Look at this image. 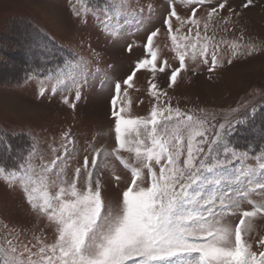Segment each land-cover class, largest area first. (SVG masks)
Masks as SVG:
<instances>
[{"label":"snow or ice","instance_id":"snow-or-ice-1","mask_svg":"<svg viewBox=\"0 0 264 264\" xmlns=\"http://www.w3.org/2000/svg\"><path fill=\"white\" fill-rule=\"evenodd\" d=\"M180 3L191 6L190 15L182 17L175 0H170L163 18L178 67L161 60L156 44L161 31L156 28L146 37L145 55L122 82L114 83L111 116L116 146L111 151L93 149L91 159L85 155L69 177L75 141L65 131L59 149L50 146V160L40 155L33 137L27 156L15 168L0 166V179L19 190L30 210L46 219L54 233L49 243L42 233L24 241L19 228L8 230L0 236V264H264V236L256 242L259 251L253 250L249 240L253 221L264 216V151L230 146L229 137L242 121L229 117L240 109L224 113L223 121L217 123L215 114L204 109L197 114L172 107L165 102L167 92L155 82L157 74H167L168 87H173L181 73L189 70V62L196 65L194 73L200 64L215 71L222 66V44H228L233 58L260 49L251 43L215 39L216 30L231 31L228 25L239 15L228 7L229 0L208 7L205 17L198 16V10L212 0ZM250 6L254 0H245L241 7ZM226 8L228 15L222 16ZM72 10L83 23L88 15L94 16L112 36H118L130 20L138 28L145 20L143 9H132L130 0H74ZM151 12L149 5V18ZM127 51L131 53V44ZM90 64L84 56L65 59L55 73L40 80L39 94L44 95L49 85L53 94L74 91V101L65 95L63 103L75 109L89 76L100 72L99 68L89 72ZM141 70L151 73L148 93L156 100L147 116L133 115L128 97ZM110 80L105 76L101 86ZM37 157L39 164L34 163ZM117 163L130 173V183L112 197L106 195L105 174L119 187L122 177ZM236 217L238 222L233 223Z\"/></svg>","mask_w":264,"mask_h":264},{"label":"rangeland","instance_id":"rangeland-1","mask_svg":"<svg viewBox=\"0 0 264 264\" xmlns=\"http://www.w3.org/2000/svg\"><path fill=\"white\" fill-rule=\"evenodd\" d=\"M73 2L0 0V161H17L18 164L31 149L33 137L38 141L40 155L50 160V146L59 149L61 134L69 131L75 141V153L68 169L69 177L75 167L82 165L85 155L91 159L93 149L104 147L111 151L116 146L114 118L111 116L114 83L117 80L122 82L131 73L135 61L145 55L143 45L152 30L159 28L161 31L156 38L161 60L167 59L173 67H178L163 26L170 0H130L132 9H143L145 20L139 28L130 20L118 36L107 34L92 15H88L87 23H83V18L73 15ZM218 2L212 0L210 5L199 9L197 15L205 17L207 8ZM244 2L229 0L228 7L239 15L232 17L234 24L228 25L231 31L217 29L215 39L251 43L260 50L233 58L228 44H222V66L209 72V65L200 64L194 73L192 69L196 65L189 62V70L182 72L171 88L168 87L167 74H157L155 82L168 94L166 103L170 102L174 108L197 114L200 109H204L215 114L217 123L223 121L224 113L235 108L240 110L229 119L240 120L242 124L254 120L260 106L258 103L264 98V0H254V6L248 9L241 7ZM149 5L152 8L150 18ZM175 6L182 17L191 14V6L181 4L180 0H175ZM221 15H228L227 8ZM182 31L186 33L187 27ZM209 35H212L211 31ZM241 36L243 40H237ZM129 44L132 45L131 53L127 51ZM73 56L88 58L91 61L89 72L100 69L94 78L89 76L87 84L83 85L81 99L75 102V109L63 103L65 95H69L70 102L74 101V91L71 94L59 91L53 94L49 85L44 95L39 94L40 80L50 72L55 73L65 59ZM229 58L233 59L231 64L227 63ZM44 65H47L45 70ZM27 66L34 68V74L27 75ZM30 75L34 78L28 79ZM105 76L111 80L102 87L101 81ZM150 79L151 73L141 70L134 77L133 88L128 89L133 115L147 116L153 104H156L155 98L148 93ZM121 102L118 101V104ZM256 120L253 127L241 128L240 138L229 137L230 146L236 147L237 142L246 139L251 140L249 146L257 150L259 139L264 138V112ZM243 136L245 138L241 139ZM122 155L128 156V153L122 152ZM40 162L39 157L35 158L34 163ZM248 163L255 161L249 160ZM116 166L117 174L122 177L119 187H115V182L105 174L106 195L112 197H116L130 183V173L118 163ZM253 198L259 199L255 196ZM243 207L250 209L249 205ZM236 222L238 217L233 218V223ZM47 223L46 219L38 218L30 210L19 190L8 187L0 179V236L12 228H19L23 233L21 240L29 241L34 234L42 233L46 242L50 243L54 233ZM253 223L255 228L249 240L253 250L259 251L256 242L264 236V216L257 217ZM32 242L35 243L34 240Z\"/></svg>","mask_w":264,"mask_h":264},{"label":"trees","instance_id":"trees-1","mask_svg":"<svg viewBox=\"0 0 264 264\" xmlns=\"http://www.w3.org/2000/svg\"><path fill=\"white\" fill-rule=\"evenodd\" d=\"M46 66L47 65H44V67H45L44 70L46 69ZM36 67H38V66L36 65ZM26 68H27V71L26 72L28 73L27 75H29L30 73L32 74L33 72H35V70H34L33 67H30V66L28 67L27 66ZM260 102L261 103H258L260 106L258 108V112L255 114L256 116L254 117V120H251L250 122L247 121V122H245L243 124L242 123L237 124L235 126L234 132H232V135L233 136L231 135L230 137L233 138L234 136H236V137H239L240 138L239 134H241V128L242 127L243 128L244 127H250L251 128V127H253L257 123L258 120H256V119L258 118V116H261L262 113L264 112V98L260 99ZM245 134H248V133H245ZM245 136L248 137V135H245ZM242 138H245V137L243 136V137H241V139ZM242 141H244V140H242ZM242 141L240 140L239 142H237L236 148H238V149H248V146L252 144V141L251 140H246L245 139L244 142H242ZM258 144L259 145L257 146V150H255V152H258V150H260V149H264V138L259 139ZM252 149H254V148H252ZM0 166H4L7 169L15 168L17 166V161L10 163L7 160H3V161H0Z\"/></svg>","mask_w":264,"mask_h":264}]
</instances>
